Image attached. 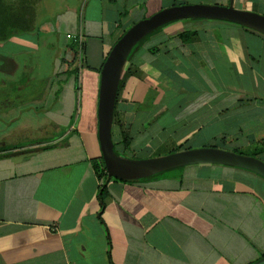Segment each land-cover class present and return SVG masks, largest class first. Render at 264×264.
Segmentation results:
<instances>
[{
	"label": "crops",
	"instance_id": "obj_1",
	"mask_svg": "<svg viewBox=\"0 0 264 264\" xmlns=\"http://www.w3.org/2000/svg\"><path fill=\"white\" fill-rule=\"evenodd\" d=\"M5 3L12 17L35 5L36 28L0 43V264L264 259L259 175L190 165L136 181L111 178L102 211L103 182L93 168L103 158L101 72L117 42L164 10L229 7L231 0ZM233 7L264 16V0H233ZM146 38L131 54L117 91L116 153L133 160L125 154L140 145L148 160L185 150L262 147L258 157L264 162V35L230 22L188 19ZM38 47L54 48L58 56L40 94L36 80L22 78L34 70L20 62ZM78 87L85 95L77 94Z\"/></svg>",
	"mask_w": 264,
	"mask_h": 264
},
{
	"label": "water",
	"instance_id": "obj_2",
	"mask_svg": "<svg viewBox=\"0 0 264 264\" xmlns=\"http://www.w3.org/2000/svg\"><path fill=\"white\" fill-rule=\"evenodd\" d=\"M188 19L219 20L234 23L264 35V16L238 11L233 7L181 6L164 10L146 21L134 25L117 42L106 59L101 72L99 99V140L102 157L110 178L136 181L190 165H222L244 169L264 178V162L236 152L217 148L185 150L148 160H129L114 149L112 126L120 82L135 48L160 27ZM256 264H264V259Z\"/></svg>",
	"mask_w": 264,
	"mask_h": 264
},
{
	"label": "trees",
	"instance_id": "obj_3",
	"mask_svg": "<svg viewBox=\"0 0 264 264\" xmlns=\"http://www.w3.org/2000/svg\"><path fill=\"white\" fill-rule=\"evenodd\" d=\"M20 10H23L22 12L21 11L19 12L20 15L23 14V16L12 17L11 14L13 12L12 6L7 5L5 3V0H0V43H5L18 34L29 33L35 30L36 28L35 5L24 6V7L22 6ZM142 42L136 47V49L142 44ZM262 151L264 152V150ZM258 155L259 154L254 155L252 157L259 159ZM93 168L96 172L98 179L103 182L100 187V195H99V202L101 205V209L103 211L105 207V200L107 198V191L105 189V185L109 180H111V178L107 174V170L103 158L100 159L99 161H94ZM101 214L102 212L98 214L99 218H101Z\"/></svg>",
	"mask_w": 264,
	"mask_h": 264
},
{
	"label": "rangeland",
	"instance_id": "obj_4",
	"mask_svg": "<svg viewBox=\"0 0 264 264\" xmlns=\"http://www.w3.org/2000/svg\"><path fill=\"white\" fill-rule=\"evenodd\" d=\"M72 43H73V41H70V44H72ZM36 51H37L36 54H32V55H30V57H27V58L23 57L22 60H20V62L23 64L28 63L31 67V70H34L31 72H22V78H23V80L28 79V78L36 80L38 82V85H37V88L35 89V91L37 94H40L44 90L43 85L40 83H42L43 80L44 81L47 80L49 78L50 74H53L55 62L57 61L58 56L53 52L56 50L54 48H50V47H49V49L38 47L36 49ZM76 91H77V94L82 93L83 95H85V93H86L84 87L83 88L78 87ZM149 92H151V95L146 94L145 98H146V100L151 101L153 99L152 94L156 93V89L153 88ZM62 128L64 129L65 126H62ZM150 129H151V127H150ZM149 132H151V131L149 130ZM153 147H155V145H153ZM254 149H255V151H254ZM261 149H262V147H259L257 149H256V147H253V148H247L245 150L243 149V150L236 151V152H238L237 154L240 153V155H243V156L252 157L254 155H257ZM118 152H119V150H118ZM145 152L146 151L140 145H134V148H131V147L129 148V151L126 152L125 156L127 158H131V159L133 158V160H146L147 159L146 157L148 155ZM158 155L161 156V155H163V153L158 152Z\"/></svg>",
	"mask_w": 264,
	"mask_h": 264
}]
</instances>
